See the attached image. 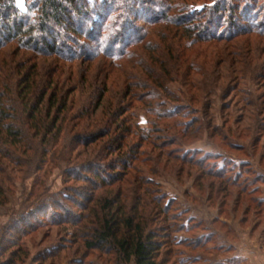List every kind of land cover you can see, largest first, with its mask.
<instances>
[{
	"label": "rangeland",
	"instance_id": "obj_1",
	"mask_svg": "<svg viewBox=\"0 0 264 264\" xmlns=\"http://www.w3.org/2000/svg\"><path fill=\"white\" fill-rule=\"evenodd\" d=\"M37 1L23 0V8L18 0L15 4L26 10L27 6H38ZM81 1L90 8L75 24L89 31L92 25L85 21L87 16L94 18L109 6L104 0ZM216 1L190 0L188 6L200 12ZM128 2L127 17L133 21L138 13L135 24L140 25L145 10L152 7L159 15L160 3L167 0H143L142 6H138L139 0ZM240 14L241 8L235 15L240 18ZM73 16L76 18L75 12L70 11L69 17ZM56 28L58 34L65 33ZM247 35L251 36L247 38L252 51L259 48L260 58L252 60L243 78L226 82L224 76L202 79L193 71L185 76L181 73L186 67L176 70L169 63V73L163 71L162 77L165 89L158 90L162 107L148 109L145 103L134 101V95L123 98L122 79L108 83L111 89L90 121L94 124L101 113L108 117L114 107L123 106L124 116L136 123L138 134L130 143L135 148L123 149L127 155L134 152V159L118 157L106 137L99 143L94 141V151L87 160L100 176H88L89 182L73 177L76 172L89 175L81 167L84 155H77L85 150L80 142L70 144L71 160L59 155L50 159L49 152L39 162V154L36 163H42L44 171L37 176L29 171L13 181L0 205V263L11 258V264H125L112 240L102 247H91L87 242L94 240L92 231L101 229L106 220L114 217L121 223L133 215L136 223L158 232V238L166 241L160 256L168 264H264V38ZM65 36L71 49L86 42L71 32ZM245 39L236 37L231 42ZM207 50L212 52L213 46ZM138 54L143 64L150 62L146 53ZM105 61L100 57L74 61V80L86 79V67L88 74L98 76ZM234 63L224 59L214 69L231 75L232 68L239 69ZM257 64L261 65L259 70ZM155 66L154 72L162 73ZM131 68L140 74L136 67ZM91 75L81 81L82 88L87 81L93 82ZM133 92L142 100L151 94L139 88ZM192 94L200 101H190ZM98 124L115 128L109 122ZM58 148L64 150L62 145ZM25 166L24 162L22 168ZM120 228L118 238L125 231L123 225Z\"/></svg>",
	"mask_w": 264,
	"mask_h": 264
},
{
	"label": "trees",
	"instance_id": "obj_2",
	"mask_svg": "<svg viewBox=\"0 0 264 264\" xmlns=\"http://www.w3.org/2000/svg\"><path fill=\"white\" fill-rule=\"evenodd\" d=\"M104 1L109 8L94 18L87 16L85 21L91 23L92 28L82 31L75 22L78 17H85L90 7L81 0H38V6L30 5L26 10L19 9L15 0H0V205L5 202L7 187L14 186L13 181L29 171L36 176L44 171L42 163H36L39 154L42 157L39 162L49 152L50 159L59 155L71 160L73 152L69 146L80 142L85 150L78 151L77 155H84L81 167L89 175L76 172L73 177L89 182L88 176H100L89 160L91 156L88 157L94 151L91 148L94 141L99 143L106 137L107 142L114 145L113 152L119 153L118 157L134 159V152L127 155L123 149L129 146L134 150L130 143L138 134L136 123L124 116L123 106L112 109L110 105L112 110L108 117L107 113H101L102 117L95 119L94 124L90 121L111 89L108 83L115 84L122 79L123 98L134 95V101L153 109L162 107L158 90L165 89L162 77L163 71L169 73V63L176 70L186 67L181 75L189 76L193 71L202 79L224 76L226 82L243 78L252 60L260 58L259 48L254 47L252 51L251 39L247 38L251 36L247 34L264 38V0H217L200 12L189 8L190 0H167L160 3L159 15L152 7L145 10V19L140 25L135 24L138 13L133 21L127 17L129 0ZM137 4L142 6L145 2L139 0ZM239 7L240 18L235 15ZM30 11L35 14L31 15ZM70 11L75 12L76 18L69 17ZM56 27L65 33L58 34ZM212 27L217 30L213 32ZM67 32L80 35L86 42L71 49L65 40ZM242 36L246 37L245 42H231ZM211 46L214 50L209 52L207 49ZM138 53H146L151 63L143 64ZM96 57L108 61L104 62L98 76L93 77L87 67L84 69L86 79L91 75L93 82L87 81L82 88L80 83L86 79L74 80L73 63ZM224 59L237 63L239 69L232 68L231 75L215 71L214 67ZM45 61L49 65L43 66ZM258 64L259 70L261 65ZM155 65L162 73L154 72ZM42 66L46 67L44 71ZM130 67H136L140 74L130 71ZM137 88L149 90L147 100L134 94ZM74 93L79 94L78 99ZM190 99L194 103L200 101L193 94ZM131 117L133 119L134 115ZM103 121L115 124V128H100L98 122ZM139 139L143 137L139 135ZM61 145L64 150H59ZM24 162L25 169L22 168ZM109 205L106 200L105 206ZM134 220L133 215L121 219V223L114 217L106 220L101 229L92 231L94 240L87 244L102 247L112 240L125 264H168V260L160 256L161 249L167 247L166 241L158 238V232L146 230ZM122 225L125 231L118 238ZM12 262L9 258L0 264Z\"/></svg>",
	"mask_w": 264,
	"mask_h": 264
},
{
	"label": "snow or ice",
	"instance_id": "obj_3",
	"mask_svg": "<svg viewBox=\"0 0 264 264\" xmlns=\"http://www.w3.org/2000/svg\"><path fill=\"white\" fill-rule=\"evenodd\" d=\"M18 3H19V5H20L21 8L24 7L23 0H18Z\"/></svg>",
	"mask_w": 264,
	"mask_h": 264
}]
</instances>
